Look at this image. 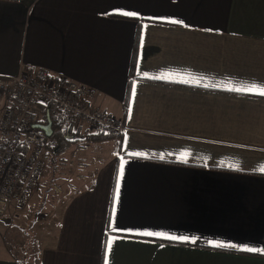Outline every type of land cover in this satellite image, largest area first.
Instances as JSON below:
<instances>
[{
  "label": "crops",
  "instance_id": "0c3cea01",
  "mask_svg": "<svg viewBox=\"0 0 264 264\" xmlns=\"http://www.w3.org/2000/svg\"><path fill=\"white\" fill-rule=\"evenodd\" d=\"M31 66L92 87L126 126L71 131L102 156L35 264H264V0H0V79ZM7 106L0 93V123ZM23 208L0 221V264H26Z\"/></svg>",
  "mask_w": 264,
  "mask_h": 264
},
{
  "label": "built area",
  "instance_id": "2783aa9c",
  "mask_svg": "<svg viewBox=\"0 0 264 264\" xmlns=\"http://www.w3.org/2000/svg\"><path fill=\"white\" fill-rule=\"evenodd\" d=\"M0 93L8 101L0 123L1 218L28 203L48 166L52 137L33 127L47 121L41 106L49 109L54 134H69L81 125L104 135L120 136L126 130L121 119L95 104V89L65 75L55 76L45 67H23L18 75L0 79ZM54 188L63 191L59 185Z\"/></svg>",
  "mask_w": 264,
  "mask_h": 264
},
{
  "label": "rangeland",
  "instance_id": "374dc122",
  "mask_svg": "<svg viewBox=\"0 0 264 264\" xmlns=\"http://www.w3.org/2000/svg\"><path fill=\"white\" fill-rule=\"evenodd\" d=\"M76 139L77 142L69 151L59 156H49L48 166L35 191L37 203L30 204L29 201L12 224L14 244L21 248L17 253L21 261L26 255V264H35L38 239L44 236L55 208L60 206L69 192L82 187L81 177H88L89 167L98 156H102L101 143H90L86 136ZM54 185H59L63 191L57 192ZM0 221L4 222L1 217ZM8 223L11 221L8 220ZM3 232L5 229L0 227V234Z\"/></svg>",
  "mask_w": 264,
  "mask_h": 264
},
{
  "label": "trees",
  "instance_id": "16d2710c",
  "mask_svg": "<svg viewBox=\"0 0 264 264\" xmlns=\"http://www.w3.org/2000/svg\"><path fill=\"white\" fill-rule=\"evenodd\" d=\"M77 140L78 139H76V137L74 138L71 133H55L52 137L54 145L50 146V150H53L55 154H63L69 150L77 142Z\"/></svg>",
  "mask_w": 264,
  "mask_h": 264
},
{
  "label": "snow or ice",
  "instance_id": "6c2138e0",
  "mask_svg": "<svg viewBox=\"0 0 264 264\" xmlns=\"http://www.w3.org/2000/svg\"><path fill=\"white\" fill-rule=\"evenodd\" d=\"M123 15H126V16H135L136 14L135 13H130V12H125V13H122ZM174 23L176 21H173ZM236 91H251L252 89H235ZM259 94L264 96V88H261L259 90ZM260 171L264 172V168H261ZM121 175H122V168H121ZM118 191H117V199H118ZM113 212L115 213V209H113ZM115 230V229H114ZM140 235H144V236H163L164 234L163 233H154V232H143V233H138ZM172 239H176V237H171ZM111 246H112V241L109 240L108 242V249L111 250ZM215 246L217 247H224V246H227V245H223V244H220V243H217ZM247 251H256V249H246Z\"/></svg>",
  "mask_w": 264,
  "mask_h": 264
},
{
  "label": "water",
  "instance_id": "95a60500",
  "mask_svg": "<svg viewBox=\"0 0 264 264\" xmlns=\"http://www.w3.org/2000/svg\"><path fill=\"white\" fill-rule=\"evenodd\" d=\"M33 127L39 128V129L45 131L48 137H52L54 135V131H53V121H52L50 112L47 113L46 123L34 124Z\"/></svg>",
  "mask_w": 264,
  "mask_h": 264
}]
</instances>
